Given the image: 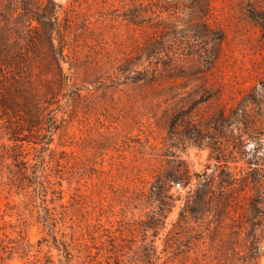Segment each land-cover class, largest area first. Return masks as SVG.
<instances>
[{"label": "rangeland", "instance_id": "374dc122", "mask_svg": "<svg viewBox=\"0 0 264 264\" xmlns=\"http://www.w3.org/2000/svg\"><path fill=\"white\" fill-rule=\"evenodd\" d=\"M54 1L70 88L32 186L31 170L8 158L17 151L0 122V238L11 248L0 264H224L235 254L244 264L229 217L191 244L178 219L188 192L204 174L218 180L225 160L240 175L264 174V0ZM232 112L258 121L257 142L220 163L205 126ZM231 121L225 130L237 135ZM40 148L26 142V160ZM177 160L201 177L172 184L178 200L163 229L148 196ZM240 205L230 216L246 221L249 200Z\"/></svg>", "mask_w": 264, "mask_h": 264}, {"label": "trees", "instance_id": "16d2710c", "mask_svg": "<svg viewBox=\"0 0 264 264\" xmlns=\"http://www.w3.org/2000/svg\"><path fill=\"white\" fill-rule=\"evenodd\" d=\"M11 4L19 6L12 8ZM27 4L31 8L26 7ZM59 8L60 5L54 0H48L45 8H41L38 0H11L4 8L0 5V122L3 131L15 143L13 150L17 151L8 158H12L14 165L22 166L26 172L31 170L33 178H27L31 186L35 183L32 181L34 177H38V170L45 164L41 154L51 150L54 134L59 129L58 112L62 97L70 88V78L63 68L66 55L60 40ZM18 9L22 10L18 12ZM15 11L18 12V20L12 26ZM232 117L233 122L240 120L239 124L242 125L237 128V135L235 129L229 132L225 130L231 125ZM253 119L250 112H232L228 116L221 113L213 122L206 124V131L212 130L213 134L203 137L210 141L208 146L212 152H218V162H222L220 155L223 153L244 154L246 142L256 141L253 137L259 127L258 121ZM202 135V131L196 132V138ZM26 142L41 147L36 150L38 154L34 164L26 160L27 154L23 149ZM220 167L222 170L218 180L204 174L206 178L203 182L200 180L195 189L188 192L179 213L178 227L188 237L189 244L197 243L204 239L205 232L219 228L220 223L229 217L232 221L231 243L237 245L236 241L242 237L240 245L246 252L237 261L260 264L264 247V174L251 169L240 175L237 167L232 170L231 161L226 160ZM42 172L45 173V170ZM194 176L201 177L192 173L182 160H177L172 170L156 178L148 197L152 204L157 203L154 207L157 210H153L158 217L157 225L165 229L168 214L176 206L178 198L170 194L172 184L189 186ZM39 184L42 186V183ZM241 197L250 203L248 210L251 217L246 221L242 220L245 217L243 213L239 214L238 219L230 216L232 212L238 214L239 208L243 209ZM0 229L5 230V227ZM4 242L5 239L0 238V253L11 251ZM235 255L225 256L224 264H233Z\"/></svg>", "mask_w": 264, "mask_h": 264}]
</instances>
